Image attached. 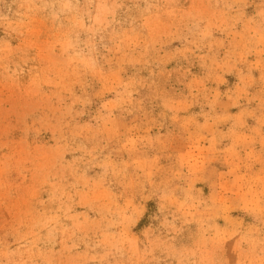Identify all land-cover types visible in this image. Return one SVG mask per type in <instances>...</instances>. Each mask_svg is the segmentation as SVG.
Here are the masks:
<instances>
[{
    "label": "rangeland",
    "instance_id": "1",
    "mask_svg": "<svg viewBox=\"0 0 264 264\" xmlns=\"http://www.w3.org/2000/svg\"><path fill=\"white\" fill-rule=\"evenodd\" d=\"M0 264H264V0H0Z\"/></svg>",
    "mask_w": 264,
    "mask_h": 264
}]
</instances>
